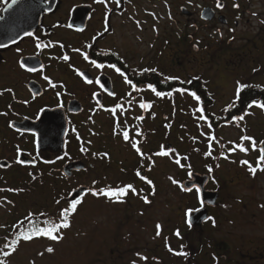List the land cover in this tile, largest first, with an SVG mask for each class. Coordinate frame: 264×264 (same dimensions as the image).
<instances>
[{"label":"flooded vegetation","instance_id":"flooded-vegetation-1","mask_svg":"<svg viewBox=\"0 0 264 264\" xmlns=\"http://www.w3.org/2000/svg\"><path fill=\"white\" fill-rule=\"evenodd\" d=\"M138 1L140 0H103V2L18 0L9 8L8 5L12 0H0V45H3L0 47V91L3 92V95H0V113H7L0 115V165H3L0 167V188L24 189L20 192L7 190L0 192V225L3 226L0 227V246L3 245L5 236L11 238L19 222L24 221L29 213L37 214L36 219L39 222V219H44L39 215L40 213L52 216L59 208L66 206L63 200L57 205L56 200L68 197L71 181L81 182L82 185L86 181V174L95 172L92 176L97 184L106 182L103 179L105 175L102 174L104 171L98 173L96 168H98L97 162L110 155L100 157L94 153L99 154L103 151L109 153L117 150L118 140L121 144L130 145L121 135L113 134L115 120L111 112L105 110L117 103H122L127 109L123 113L118 111L116 114L121 122L120 128L122 129L126 123L130 137L140 140L141 150L146 153L144 159H141L137 153L127 160L120 159L122 161L120 174L129 181L136 177L135 180L140 185L150 186L134 174L135 171L130 165L134 161V165L141 163L143 168L140 173L153 181L152 186L158 181L154 176H160L161 180L162 177L167 176L171 182L178 181L177 188L184 192L175 196H161L166 200H161L157 205L153 203L156 196H151L152 198H148L150 203L144 200V209L149 207L151 210L168 209L173 212L169 215L172 219L170 222L175 225L172 234L179 229L181 235L190 236L188 237L190 241L186 240V244L194 249L193 255L199 257L205 251L211 254L209 256L212 260L217 261L220 257L228 259L227 252L247 251L254 244L255 241H245V238L247 227L254 226L251 219L255 216L250 209H244L243 206L250 204L252 199L260 207L263 205L260 198L257 199L255 196L258 186L256 183L258 180L262 182L261 176L264 171L258 168L256 175L253 176L248 166L242 165L240 161L246 159L256 167L260 153L258 150H252L247 142L245 147L249 148L248 153L240 151L229 153L226 150L232 146L230 141L240 143V137L244 134L253 136L258 143L264 140L262 127L264 110L256 106L248 107L253 99L264 100V82H262L264 62L257 57L254 68L242 66L241 73L249 72L246 76L247 81L242 77L236 78L235 87L224 97H220L222 87L217 84H214V89L210 87L208 91L199 93L198 85L193 80L200 73L184 74L171 66L165 69L158 62L151 66L144 59L120 52L115 47L112 38L115 35L116 25L124 21L125 15ZM219 2L223 3L222 8H217L218 0H211L202 6L201 10L212 7L215 10L213 22L218 21L229 27L231 24L238 26L237 17L242 21L244 13L240 0H219ZM234 4H238L239 7H234ZM221 17L224 23L221 22ZM85 22V27L81 29ZM38 43L42 47L37 48ZM61 44L63 47H60ZM44 45L48 47H43ZM73 48H79L80 53L72 52ZM17 49L21 51L18 52ZM85 52L88 54L87 60L82 55ZM65 53L70 57L68 61L60 59ZM174 57L177 58L178 55ZM21 60L28 67H36L38 71L29 72L26 68H22ZM93 60L104 64L105 67L96 68L92 64ZM111 64H116L137 87L143 88L147 83H154L157 90L171 92L172 95L161 99L148 90L136 92L127 84L124 76L108 67ZM41 65L44 66L43 71L39 70ZM151 68L157 71H143ZM254 69L256 71H253ZM236 70L239 72L238 69ZM237 71L232 74L238 75ZM79 72L92 79L93 83L88 84ZM44 76H48L51 82L57 85L56 88H52ZM169 76L179 78L168 80L173 89L167 88L166 85ZM96 80H99V84L95 82ZM237 81L249 85L241 91L239 98L236 96ZM105 86L108 90L112 89L115 95H109L111 91H105ZM6 89L12 91L8 92ZM180 89L185 91L180 92ZM129 92L133 94V104L130 107L125 103ZM192 92H196L201 97L199 102L191 95ZM57 93L60 95L58 96ZM93 93L98 95L93 96ZM141 100L153 102V107L148 110L141 109L139 107ZM230 104L233 105L231 108L228 107ZM199 107L204 108L203 113L198 111ZM54 114H58L60 120L65 118L70 128L63 154L40 151L36 143L34 129L37 121L43 116ZM141 115L144 119L138 121L136 117ZM201 115L208 117V122L212 124L211 130L205 121L198 119ZM240 115H245L243 121L229 123L232 117ZM150 120L154 121L151 129ZM137 127L141 133L138 136L135 135ZM101 129L106 131L103 132ZM150 133L153 135L159 133L160 138L159 141L153 142L152 146H149V138L153 136ZM213 133L216 141L212 142V148L209 149L208 135ZM171 136L174 139L173 143L169 141ZM78 137H81V144L77 140ZM93 137H104V148L98 150L97 147L96 149L90 147L91 144L96 146L97 143ZM108 139L112 142L109 143ZM88 141H91V144ZM120 143L118 145L121 146ZM169 144L175 149V154L167 157L154 155L160 150L161 145H166L167 150ZM221 145L224 147L222 148ZM82 147L88 150L81 151ZM207 151H212L211 157L204 155ZM115 154L119 155L117 151ZM224 154L228 156L227 159L224 158ZM58 156L62 159H57ZM148 156H151V161L147 159ZM134 157L136 160H133ZM169 157H172L174 163L172 174L163 168L161 173L159 171L158 175H155L153 173L155 169L159 165L164 167L165 158ZM178 157H186L181 159L184 167L174 162ZM111 158L112 155L110 160ZM76 159H81L85 163L93 160L96 163L95 171L89 173L85 170L75 171L71 178H66L63 173L64 165ZM18 160H23L24 163H18ZM187 160L189 163H185ZM107 163L105 162V165ZM191 173L205 177V180L200 179L201 182L205 181L208 196L201 199L196 189L190 192L183 189V183L190 179ZM128 180L124 185L129 183ZM147 213H151L150 216L153 214L149 210L139 212L145 215L147 222L155 226L157 221L150 219ZM194 214L200 215V218L195 217L191 220L192 225L189 227L187 221ZM241 227H246V232H241ZM161 230L167 234L164 224ZM159 238V242L164 247L170 246L166 243L165 235L164 242L161 241L162 237ZM180 240L178 237V241ZM22 244L20 242L17 250ZM258 244V248L262 246L261 242ZM15 253L0 259H4L7 264ZM115 254L116 251L113 250V256H116ZM117 257L113 259L115 263L119 261ZM153 259L157 261L155 257Z\"/></svg>","mask_w":264,"mask_h":264},{"label":"rangeland","instance_id":"rangeland-1","mask_svg":"<svg viewBox=\"0 0 264 264\" xmlns=\"http://www.w3.org/2000/svg\"><path fill=\"white\" fill-rule=\"evenodd\" d=\"M210 1L140 0L125 15L124 21L116 25L115 35L112 38L114 45L120 52L144 59L151 66L158 62L165 69L171 66L184 74L188 72L204 74L210 78L212 89L214 84L222 87L220 97H224L235 87L236 78L242 77L247 81L246 76L249 72L241 73L242 66L254 68L257 57L264 62V0H240L244 7L243 20H237L238 26L231 24L234 31L218 21L201 19V8ZM180 5L186 6L193 13L192 16L182 14ZM137 21L140 22L139 25ZM174 55L178 57L175 58ZM234 71H237L238 75L232 74ZM262 82H264V76H262ZM262 127L264 132V115H262ZM93 139L97 142L96 146L92 145L93 149L104 148V137H93ZM108 140L109 143L112 142L111 139ZM149 140V146H152L153 142L160 140L159 133H155ZM169 141L174 142L172 136ZM117 142L115 151L119 155L112 150L113 153L112 151L108 153L110 157L112 155L111 160L109 157L97 162L96 170L98 173L104 171L102 174L106 177H102L106 180L105 184L93 183L94 172L89 174L90 176L86 174L87 184L84 183L86 186L116 188L124 185V182L128 180L120 174L122 170L120 159L127 160L136 155V152L127 143L121 144L120 140ZM119 143L121 146L118 145ZM140 146H142L141 141ZM133 160L136 158L134 157ZM105 162L109 165H105ZM185 163H189V160ZM130 165L135 173L137 170L142 171L141 163L134 165L133 161ZM163 168L172 174L174 170L172 157L165 158L164 167L159 165L153 173L158 175ZM154 177L158 180L154 186L140 185L135 180L136 177H133L132 181H128L137 189V192L129 191L126 196L119 198L91 194L85 196L78 206L77 213L71 218V227L63 230L62 240L54 242L41 237L30 243L25 242L11 256L7 264H32L33 261L35 264H132L133 261L136 264H194V261L196 264H264V207H260L253 199L250 204L243 206L244 209H250L255 216L251 219L254 226L247 227L245 238V241H255L249 250L227 252L228 259L220 257L217 261L212 260L209 256L211 254L205 251L199 257V255H193L194 249L186 244L190 236L182 234L180 236L182 241H178V237L172 234L175 225L170 222L172 219L169 215L173 212L168 209L151 210L149 207L144 209L145 196L149 198L156 196L153 203L157 205L161 203V200H166L161 196L184 193L182 189L177 188L178 184L171 182L167 176L162 177L164 181L160 176ZM261 180L262 182L258 180L256 183L258 186L255 198H260L264 205V173ZM80 185L81 182L71 181L70 191ZM147 210L153 213L151 216L149 215L151 213H147V216L157 221L155 226L147 222L145 215L139 214L140 211L147 212ZM130 211L133 213H129ZM157 224H160L161 228L164 224L167 234L160 229L159 236L164 242L165 235L166 243L170 246L164 247L159 242L160 238L156 235ZM240 231L246 232V227H241ZM258 242L262 244L259 248ZM49 246L54 248L53 253L44 252L43 256L38 255ZM169 247L172 251H169ZM113 250L118 256V263L113 261L116 259V256H113ZM176 252H184L187 255H176ZM137 253L140 255L138 256ZM142 257H147V260ZM153 257L157 261H153Z\"/></svg>","mask_w":264,"mask_h":264},{"label":"snow or ice","instance_id":"snow-or-ice-1","mask_svg":"<svg viewBox=\"0 0 264 264\" xmlns=\"http://www.w3.org/2000/svg\"><path fill=\"white\" fill-rule=\"evenodd\" d=\"M18 2V0H12L11 4L8 5L9 8L12 7V5L16 4ZM99 2H103V0H99ZM218 7H223L224 5L222 3L219 2L218 0ZM234 7H239L238 4H234ZM154 15V14H153ZM171 18V17H170ZM237 19H239L237 17ZM139 21H137V24L139 25ZM107 31V29H105ZM231 31H234V29H232ZM26 35H31L30 33H26ZM222 35V33H221ZM234 39V37H233ZM37 40H39V37H37ZM0 47H3V45H0ZM42 47L39 43L37 44V48ZM43 47H48V45H44ZM60 47H63V45L61 44ZM88 47H91V45H88ZM18 52H20V49H17ZM72 52H76V53H80V49L79 48H73L71 49ZM85 58V60L88 59V54L85 52L82 54ZM60 59H62L63 61H68L70 59L69 55L67 53L63 54ZM92 64L98 68V69H103L105 67L104 64L102 63H96V61H92ZM20 66L22 68H26L27 71L29 72H36L38 71V69L36 67H28L23 60L20 61ZM108 67L114 69L117 73H120L121 76H124V79L126 80L127 84L134 89L136 92H141V91H145L148 90L151 93H153L155 95V97L157 98H165L167 96H171L172 93L171 92H164V91H159L157 90V86L154 83H147L146 85L143 86V88L141 87H137L136 84L133 83V81L131 79H128L127 76L124 75V73L121 72V69L119 67L116 66V64H111L108 65ZM44 66L41 65L40 66V71H43ZM79 71V70H77ZM143 71H152V72H156L157 69L155 68H151V69H144ZM253 71H256V69H254ZM79 74L81 76L84 77L85 81L88 84H92L93 80L89 79L87 76H85V74L83 72H79ZM44 79L46 81L49 82L50 86L52 88H56V84L52 83L51 80L49 79L48 76H44ZM174 79H179L178 77L175 76H169L167 77V80H174ZM198 79V77H197ZM97 84H99V80L95 81ZM249 85L246 83H241L239 81H237V87H236V96L237 98H239L240 93L242 90H244L245 88H248ZM101 88H103V85H101ZM6 91L11 92V89H6ZM105 91H107L105 89ZM180 92H184V89H180ZM0 95H3V92L0 91ZM57 95L59 96L60 93H57ZM98 95V93H93V96ZM109 95H115L114 92L109 93ZM191 95L195 98V100L197 102H199L201 100V97L199 95L196 94V92H192ZM125 103H127L129 105V107L133 104V94L132 92L127 93V100L125 101ZM233 105H229L228 107L231 108ZM253 106L259 107L260 109L264 110V100H255L253 99L251 101V103L248 105L249 108H252ZM9 107H11V105H9ZM101 107H103L101 105ZM139 107L141 109L144 110H148L151 109L153 107V102H146L141 100ZM106 111L111 112V114L114 117L115 120V124H114V128H113V134L114 135H121L123 140L125 142H128L131 146L132 149L135 150V152L138 154V156L141 159H144L146 157V153L143 152L141 150V146H140V140H136V139H132L130 137V130L128 129L126 123L125 126L121 129L120 128V119L119 117L116 115L117 112H125L127 109L124 108L122 103H117L115 104L113 107L109 108V109H105ZM198 111L200 113L204 112V108L203 107H199ZM248 113H245V115H247ZM0 115H7V113H0ZM154 115V114H153ZM245 115H240V116H234L232 117L231 120H229V123H232L233 121L239 122V121H243L245 118ZM136 119L138 121H142L144 119V116H137ZM199 120H203L205 121V123L207 124V127L209 128V130L212 129V124L208 122V117L207 116H199L198 117ZM169 127H171V125H169ZM119 129V131H118ZM135 135H141V133L137 129L135 130ZM208 139H209V144H208V148L211 149L212 148V142L216 141V136L215 134H211L208 135ZM193 140H195V137H193ZM240 143H235V142H229L232 146L230 148H228L226 151L229 153H234L236 151H240L243 153H248L249 148L245 147V142L250 144V147L252 150H258L259 151V157H258V164L256 167H253L248 160H241L240 163L242 165H247L249 168L250 173L255 176L257 169L259 168L260 171H264V140L259 141V143L257 142V140L253 137V136H249L247 134H244L240 137ZM89 144H91V141H88ZM221 147L223 148L224 146L221 145ZM87 148H81V151H87ZM196 151H199L198 149H196ZM175 154V149L174 148H168L167 150L165 149V147L163 145L160 146V150L156 151L154 153L155 156H170ZM94 155H99L100 157H107L108 153H99V154H95ZM205 156H212V151H207L204 153ZM224 158L227 159L228 156L226 154H224ZM57 159H62V157H57ZM147 159H149L151 161V156H148ZM181 159H186V157H178L175 159V163L180 166V167H184L185 165H183L181 163ZM18 163L23 164L24 161L23 160H18ZM46 163H50V161H46ZM218 166V165H217ZM0 167H3V165H0ZM190 167V165H189ZM211 167H209V171H211ZM135 175L137 177H139L142 180H145L147 182V184L149 185H153V181L148 179L146 176H142L140 171L137 170ZM33 179H35V177H33ZM94 184L97 183L96 181L93 182ZM173 183H179L178 181L173 180ZM16 191V192H20V191H24V189H2L0 188V192L2 191ZM186 191H191L192 189L188 188L185 189ZM129 191H131L132 193H136L137 189L131 184V183H127L125 185H122L120 187H116L113 188L111 186H105L103 188H89L87 190V192L93 196H104V197H115V198H119L122 196H126ZM75 193V194H73ZM145 200L146 203H150V201L148 200V197L145 196L143 198ZM62 200H67V206L61 207L59 209V211L55 214V218L53 216H50L46 213H40V216H43L44 219L37 222L36 219V215L34 213H29L28 216H26L24 218V221H20L18 226L16 227V231L13 232L11 234V238H9V236H5L4 237V243L2 246H0V258H7L10 255H12V253L17 251V248L21 242V240L23 241H31L34 238H39V237H45L48 238L50 241H54V242H58L60 240H62L63 237V230L68 229L71 227V217L76 213L78 205H80L83 201V197L79 196V193L76 192L75 190H73V192H70L68 197H61L60 199L56 200L57 205L61 204ZM7 203H12L11 201H7ZM261 207H264V205H261ZM25 221H27V225H25ZM188 225L189 227H191L192 225V221L189 218L188 219ZM214 223V220H213ZM0 227H3L2 225H0ZM161 229V225L157 224V232L156 235L159 236L161 234L160 232ZM175 235L177 237L181 236L180 230L177 229L175 232ZM183 247V245L181 246ZM169 251H172L171 247H169ZM44 252L47 253H53L54 252V248L49 246L46 247L44 249V251L39 252L38 255L43 256ZM137 255L139 256L140 254L137 253ZM176 255H187V253L184 252H176ZM142 259L147 260V257H142ZM0 264H6V261L4 259H0ZM32 264H35V262L33 261ZM132 264H136L135 261L132 262Z\"/></svg>","mask_w":264,"mask_h":264},{"label":"water","instance_id":"water-1","mask_svg":"<svg viewBox=\"0 0 264 264\" xmlns=\"http://www.w3.org/2000/svg\"><path fill=\"white\" fill-rule=\"evenodd\" d=\"M223 4V3H222ZM217 8H221L218 7ZM182 14H185L187 16H192V13L185 7L181 8ZM201 19L204 21H212L215 18V10L212 7H205L202 9L200 13ZM221 22L224 23L223 18H220ZM86 22L81 26V29L85 27ZM105 84L106 81H103ZM105 89L106 88L105 86ZM109 91L112 92V89ZM58 114L43 116L37 121V126L35 127L34 131L36 134V143L37 147L40 151H51L53 153H60L63 154L65 143H66V136L67 132L69 131V124L66 121L65 118L63 120H60L59 117H57ZM166 147V145L164 146ZM168 148H172V145H168ZM86 168V165L81 160H75L68 162L64 168L63 173L66 177H71L73 171H81ZM192 177V180H188L184 183V189H193L195 187H198V192L200 196H208L209 193L205 190V181L201 182L202 177L198 174H190ZM197 178V180H196ZM201 182L198 185V183ZM89 187L83 185L79 186L75 189L76 192L79 193V196H83L87 193V190ZM73 192V191H72ZM75 194V193H73ZM195 217H199L200 215H192L190 217L191 220H193Z\"/></svg>","mask_w":264,"mask_h":264},{"label":"trees","instance_id":"trees-1","mask_svg":"<svg viewBox=\"0 0 264 264\" xmlns=\"http://www.w3.org/2000/svg\"><path fill=\"white\" fill-rule=\"evenodd\" d=\"M223 48V47H222ZM212 68H213V65H212ZM207 74V73H206ZM216 74L217 75H219L218 74V72H216ZM197 77H198V79H197ZM193 82H195L198 86H197V92H199V93H202V92H206V91H208L209 89H210V87H211V84H210V78H207L204 74H198L197 76H196V79H194L193 80ZM166 85H167V88H171V89H173L174 87L171 85V83L166 79ZM154 126V121L153 120H150V122H149V127H150V129L152 128ZM159 144H160V142L158 143V147H159ZM93 169H95V165L93 166V168L92 167H89V163H87V171H90V172H93L92 170ZM96 184V183H95ZM60 209V208H59ZM78 209V208H77ZM59 211V210H58ZM57 211V212H58ZM57 212H54L55 214L57 213ZM76 213H77V211H76ZM54 218H55V215H52ZM72 218V217H71ZM42 219H39V221H41ZM39 238H41V237H39ZM34 239H37V238H34ZM33 239V240H34ZM33 240H31V241H33ZM194 264H196V262L194 261Z\"/></svg>","mask_w":264,"mask_h":264}]
</instances>
